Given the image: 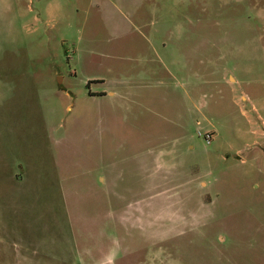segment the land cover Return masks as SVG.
<instances>
[{
  "label": "rangeland",
  "instance_id": "374dc122",
  "mask_svg": "<svg viewBox=\"0 0 264 264\" xmlns=\"http://www.w3.org/2000/svg\"><path fill=\"white\" fill-rule=\"evenodd\" d=\"M0 264H264V0H0Z\"/></svg>",
  "mask_w": 264,
  "mask_h": 264
}]
</instances>
